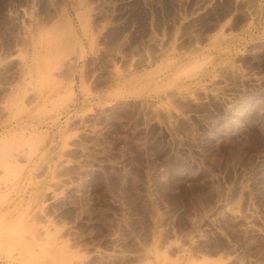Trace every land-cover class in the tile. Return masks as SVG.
I'll list each match as a JSON object with an SVG mask.
<instances>
[{
	"label": "rangeland",
	"instance_id": "1",
	"mask_svg": "<svg viewBox=\"0 0 264 264\" xmlns=\"http://www.w3.org/2000/svg\"><path fill=\"white\" fill-rule=\"evenodd\" d=\"M76 3L91 13L86 36L105 8L116 38L90 51L89 67L43 48L59 63L41 92L27 71L47 18L0 0V264H264L260 0ZM166 8L172 52L191 42L192 68L175 66L168 89L146 96L103 92L141 60L126 20ZM245 8L257 25L241 34L224 20Z\"/></svg>",
	"mask_w": 264,
	"mask_h": 264
},
{
	"label": "crops",
	"instance_id": "2",
	"mask_svg": "<svg viewBox=\"0 0 264 264\" xmlns=\"http://www.w3.org/2000/svg\"><path fill=\"white\" fill-rule=\"evenodd\" d=\"M60 1V0H59ZM61 2V1H60ZM64 6V4H62ZM260 11L262 19L264 21V0H260ZM138 12V11H137ZM259 15V12H258ZM99 20H95L93 32L97 33V36L85 35V31L81 22H76L74 30L77 33L79 39L83 43L86 49L87 58L84 62H79L81 65H87L88 67L95 63L92 50L103 45L104 48L112 46L113 40H115L117 32L112 30L111 26V10L103 9V15H98ZM235 18L224 20L226 23L231 22V27H238L236 32L250 33L253 32L256 27L255 18L256 12L251 8H245L239 10L234 14ZM136 19L126 20V24L131 22L136 23L138 31L136 32L135 41L139 49H141V60L137 62V66L131 75L123 76L119 79V85L113 88L109 79V85H104L103 92H160V89H168L169 82L173 76V70L175 66L183 68H191L193 65L192 57L193 50L191 48V42L188 43L186 48V42L176 46L178 56L173 54V44L175 41L174 30L176 28L175 16L168 8L166 9H151L141 10L135 15ZM233 17V15H232ZM231 17V18H232ZM75 19V18H74ZM223 29H226L227 24L222 25ZM221 29H217L216 33L219 34ZM120 42H123L124 34L120 30ZM122 45V44H121ZM122 47V46H121ZM91 51V52H90ZM85 77V76H84ZM81 78V77H80ZM88 84L91 82L89 75L86 76ZM81 79L79 80V82ZM136 83V84H135ZM95 91V89H93ZM165 92H171L170 90ZM149 95L145 93L144 96Z\"/></svg>",
	"mask_w": 264,
	"mask_h": 264
},
{
	"label": "bare ground",
	"instance_id": "3",
	"mask_svg": "<svg viewBox=\"0 0 264 264\" xmlns=\"http://www.w3.org/2000/svg\"><path fill=\"white\" fill-rule=\"evenodd\" d=\"M18 2L25 3L28 8L35 10H41V14H43L47 18V22L44 21L45 25L50 32L45 33L41 32L35 40H32L34 43L33 47V66L31 70L27 71V74L33 77L34 83L38 89V91H46L51 86H53V82L51 79L52 72L57 69L56 64L59 63V58L45 55L43 48L47 49H56L51 50L56 53L59 52L60 48H68L74 50V55L78 56L77 59L85 58L86 59V49L83 46V43L79 39L77 33L74 30V26L70 23V15L68 9L73 7L77 12V20L85 25V21L91 23V18L88 19V16H91L89 10H83V7L78 6L77 1L82 0H60L61 5L59 4V0H42L40 3H36V0H17ZM76 1V2H75ZM75 2V3H74ZM64 4V6H62ZM66 8V9H65ZM43 20V17H41ZM92 24V31H93ZM29 30L31 29V25L28 26ZM84 31L85 28L83 27ZM86 34V32H85ZM46 40V42H44ZM32 44V42H30ZM30 44V45H31ZM46 51V50H45ZM192 68V67H191ZM187 68V69H191ZM186 69V70H187ZM80 73V71H79ZM33 84V83H32ZM136 84V83H135ZM59 86L58 84H55ZM56 87V86H55ZM56 88L52 90V93H56ZM69 95H73L72 89L66 90ZM123 92H116V94H122ZM141 95L144 92H139ZM125 96L122 95V97ZM63 102V97H59L57 101ZM40 111V110H39ZM6 141V140H5ZM5 146L4 140L0 141V149L2 150ZM11 164V162L9 161ZM15 162H13L14 164Z\"/></svg>",
	"mask_w": 264,
	"mask_h": 264
}]
</instances>
